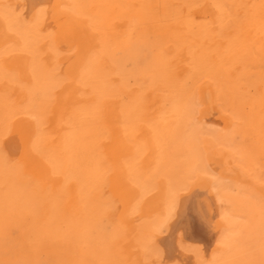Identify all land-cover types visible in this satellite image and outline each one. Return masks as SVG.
I'll use <instances>...</instances> for the list:
<instances>
[{
    "label": "bare ground",
    "instance_id": "bare-ground-1",
    "mask_svg": "<svg viewBox=\"0 0 264 264\" xmlns=\"http://www.w3.org/2000/svg\"><path fill=\"white\" fill-rule=\"evenodd\" d=\"M0 264H264V0H0Z\"/></svg>",
    "mask_w": 264,
    "mask_h": 264
}]
</instances>
